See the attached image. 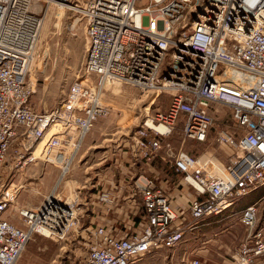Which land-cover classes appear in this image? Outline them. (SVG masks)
I'll return each instance as SVG.
<instances>
[{"label":"built area","instance_id":"2783aa9c","mask_svg":"<svg viewBox=\"0 0 264 264\" xmlns=\"http://www.w3.org/2000/svg\"><path fill=\"white\" fill-rule=\"evenodd\" d=\"M38 2L61 3L78 13L87 39L82 65L86 79L73 82L44 111L31 104V64L44 21L34 6ZM114 84L169 95L166 111L150 119L165 125V131L148 127L145 120L130 139L128 156L136 164L152 163L163 137L180 122L182 143L207 142L213 103L230 110L231 125L215 136L228 152L223 162L183 148L175 151L169 166L192 190L180 211L167 185L141 169L134 178L132 172L131 182L120 180L129 189L122 200L127 207L118 218L120 200L102 191L98 198L104 211L98 220L86 213L88 223L77 233L88 234L79 264H131L153 250L172 248L197 221L223 214L239 197L264 184V0H0L3 180L37 161L65 175L97 119L109 114L104 95L107 85ZM6 183L0 189V264H15L36 233L63 235L78 226L83 208L75 198L53 190L36 204L18 205L23 186ZM89 197L91 193L87 205ZM258 204L239 211V222L251 231L232 264H251L264 255V227L252 230ZM185 263L220 264L196 254Z\"/></svg>","mask_w":264,"mask_h":264},{"label":"rangeland","instance_id":"374dc122","mask_svg":"<svg viewBox=\"0 0 264 264\" xmlns=\"http://www.w3.org/2000/svg\"><path fill=\"white\" fill-rule=\"evenodd\" d=\"M34 6L44 16V21L31 64V78L35 81L31 104L36 110L44 111L57 104L68 87L82 75L87 39L78 13L60 9L55 4L38 2ZM155 95V92H142L124 84L108 89L104 95V103L109 108V114L97 119L65 175L61 176L57 167L42 161L13 173L6 181L3 178L7 170L0 173V189L7 186L6 182L23 186L16 200L18 205L24 202L36 204L42 199V195L54 190L64 197L75 198L79 207L83 208L80 209L78 226L65 234H34L15 264H79L88 247L87 232H83L82 236H77V233L88 223L86 213L90 206L85 202L89 193H114L120 180L131 182L132 172L135 171L134 178L139 169L145 171L146 175L153 176L146 166L136 164L128 154L130 139L140 125L147 118L151 119L158 112L164 113L167 109L169 95ZM210 110L214 122L207 142L185 140L182 143V123H177L174 130L163 137L162 147L152 162L157 161V167H161V164L165 168L169 167L171 158L179 148L199 157L211 155L225 162L228 151L215 141V136L231 125L230 110L219 103H213ZM98 179L101 182L97 186ZM97 197L94 200L100 201ZM238 200L239 198L236 201ZM7 213L13 217L17 214L14 210ZM238 216L239 214L234 216L235 221L231 224L224 220L211 225L208 230L195 234L193 241L198 243V248L206 249L207 255H215L213 259L220 264H232L240 242L251 231L239 222ZM259 227H264V199L259 200L252 230ZM197 237L201 238L198 242ZM174 250L176 249L161 248L151 255L156 257L154 262L157 264H184L182 256L174 255ZM140 262L142 260L134 264ZM251 264H264V255L254 259Z\"/></svg>","mask_w":264,"mask_h":264},{"label":"crops","instance_id":"0c3cea01","mask_svg":"<svg viewBox=\"0 0 264 264\" xmlns=\"http://www.w3.org/2000/svg\"><path fill=\"white\" fill-rule=\"evenodd\" d=\"M225 159H226V154H225ZM156 163H157V161H155V163L152 162V163L148 164L146 166L147 170L150 173H152L154 177L157 178L158 182H160L161 184L167 185L168 193L171 196V202H172L173 206L175 207V209L180 211V209L182 207H185L187 205V201L190 198V196L192 195L191 187L180 182V176L178 174H175L173 172V170L170 168V166L165 168L163 166V164H161V167H157L155 165ZM120 182H123V181H119V183L116 187V191L114 192V194L116 195L115 200H117V201L120 200V202H119L120 207H118V209H116L117 218H118L119 214L121 213V210L123 211V209L125 210V208L127 207V202L125 203V201H122V200H124V195H126L128 189H129L126 184L125 185L127 187ZM99 194L100 193L98 191L91 192V198L89 200V206L90 207L87 209L88 210L87 213L89 215L91 214V215L96 217L95 220H98L99 217L101 216V213H100V215L98 213L104 211L103 204L100 203L99 201L94 200L95 196H99ZM263 199H264V184L256 187L255 189L251 190L247 194L239 197V200L235 201L233 203V205L223 214L205 217L204 219L197 221L193 228L186 230V232L183 235L182 241L178 245H176L172 248H168V249H174L175 248L176 250H174L175 251L174 255L177 254V255L182 256V258L184 260V264H186L185 259L190 257L192 254L199 255L200 257L205 258L207 260L216 261V259H213L215 257V255H207L206 249L198 248V243H196V241H193L194 235L195 234L198 235L199 233L208 230L211 225L217 224V223L224 221V220L229 222V224H231L232 221H235L234 216L236 214H239V211H241V209H243L245 206H247L250 203H253V202L259 201V200L262 201ZM94 212L96 213V215H94ZM238 218H239V216H238ZM198 237H197V242L199 240H201V238H198ZM162 248H165V247H162ZM153 251H159V249L153 250ZM153 251L146 254L142 259H140V260H142V262L137 263V264H157L156 262H154L156 257H154V255H151V253ZM236 251H237V249H236ZM145 257H150V259L145 258ZM137 261H139V260H137ZM137 261H134L131 264H134ZM216 262H218V261H216ZM229 264H231V263H229Z\"/></svg>","mask_w":264,"mask_h":264},{"label":"bare ground","instance_id":"6f19581e","mask_svg":"<svg viewBox=\"0 0 264 264\" xmlns=\"http://www.w3.org/2000/svg\"><path fill=\"white\" fill-rule=\"evenodd\" d=\"M54 3H55V1H53ZM57 5H58V7L61 9L62 8V4L61 3H57ZM34 60H32V62H33ZM86 79V76L84 75V73H82V75L79 77V80L80 81H84ZM116 86H119V85H117V84H114V85H107V87H116ZM159 95H161V94H157V95H155V96H159ZM145 125H147L148 127H150V128H155L156 130H158V131H161V132H163V131H165V125H163V124H160V125H155V124H153L152 122H151V120H150V118H147L146 119V122H145ZM45 233V234H44ZM43 234H41V235H44V236H48V234H46V232H44Z\"/></svg>","mask_w":264,"mask_h":264}]
</instances>
